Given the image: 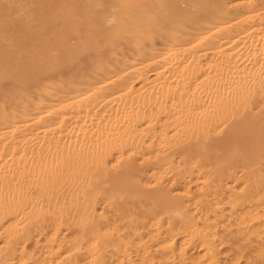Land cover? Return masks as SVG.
Returning a JSON list of instances; mask_svg holds the SVG:
<instances>
[{
	"label": "bare ground",
	"instance_id": "bare-ground-1",
	"mask_svg": "<svg viewBox=\"0 0 264 264\" xmlns=\"http://www.w3.org/2000/svg\"><path fill=\"white\" fill-rule=\"evenodd\" d=\"M262 253L264 0H0V264Z\"/></svg>",
	"mask_w": 264,
	"mask_h": 264
},
{
	"label": "snow or ice",
	"instance_id": "snow-or-ice-1",
	"mask_svg": "<svg viewBox=\"0 0 264 264\" xmlns=\"http://www.w3.org/2000/svg\"><path fill=\"white\" fill-rule=\"evenodd\" d=\"M20 7H22V6L21 5H17V4H11V3L3 5L5 13L9 14V15L11 14L13 9H18ZM97 7H100V6H97ZM262 256H264V253H262ZM93 264H99V262L94 260ZM249 264H252V262L250 261ZM261 264H264V261H262Z\"/></svg>",
	"mask_w": 264,
	"mask_h": 264
}]
</instances>
